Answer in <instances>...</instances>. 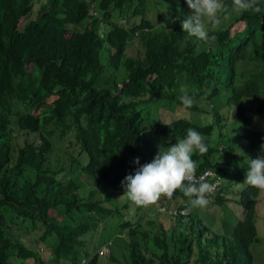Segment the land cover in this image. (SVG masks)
Here are the masks:
<instances>
[{
    "label": "trees",
    "instance_id": "16d2710c",
    "mask_svg": "<svg viewBox=\"0 0 264 264\" xmlns=\"http://www.w3.org/2000/svg\"><path fill=\"white\" fill-rule=\"evenodd\" d=\"M225 4L207 44L182 29L186 0H0V264H98L102 239L91 251L88 238L111 219L120 222L109 264H254L259 191L249 185L240 192L243 217L221 234L183 193L147 208L119 197L126 176L189 128L208 146L193 155L197 174L209 168L225 178L231 168L236 184L235 165L261 154L264 0L259 13ZM182 89L196 101L187 110ZM152 106L168 116L152 121ZM83 178L106 186L104 194L86 193ZM229 187L208 205L226 202Z\"/></svg>",
    "mask_w": 264,
    "mask_h": 264
},
{
    "label": "clouds",
    "instance_id": "9594fccd",
    "mask_svg": "<svg viewBox=\"0 0 264 264\" xmlns=\"http://www.w3.org/2000/svg\"><path fill=\"white\" fill-rule=\"evenodd\" d=\"M186 3L191 14L181 20L183 31L199 41L207 44L214 43L217 36L210 35V32H215L222 23L223 14L228 9L225 0H186ZM231 8L237 14L249 11L259 13L262 10L260 0H231ZM169 19L175 22L174 18ZM182 92L179 99L184 109L192 108L196 103L194 97L183 89ZM260 148L261 154L249 161L244 182L259 191V199L264 192V144ZM207 152L205 137L200 132L189 128L185 138L177 139V143L166 150L162 151L160 148L150 163L138 167L135 175L125 177L122 181V187L125 188L124 195L138 207L147 208L157 205L162 198L171 200L174 194L180 192L188 197L192 208L206 207L210 198L226 183L219 173L221 183L217 190L216 185L206 182L203 176L199 180L196 178L198 163L193 159V155L202 156ZM134 163L140 164L138 157ZM229 182L231 186L235 185L233 181Z\"/></svg>",
    "mask_w": 264,
    "mask_h": 264
},
{
    "label": "rangeland",
    "instance_id": "374dc122",
    "mask_svg": "<svg viewBox=\"0 0 264 264\" xmlns=\"http://www.w3.org/2000/svg\"><path fill=\"white\" fill-rule=\"evenodd\" d=\"M40 2L37 3V5H34V12L32 14H30V17L33 15H35L36 11L39 10L40 8ZM157 8H158V4H157ZM159 9L161 11V14L165 13L166 8H163L159 5ZM152 14L155 18V24H160L163 20L161 18V15H158L157 11L151 10ZM167 13V12H166ZM165 13V15H167ZM136 41L134 40L132 42V44L130 45V47L128 48V53L131 54L132 52H134L136 45ZM107 59L104 58V61H106ZM122 70H120V73H118L116 78H119V76H122ZM248 107L251 106V103H247ZM162 107H160L159 111L157 110L156 106H152V108L150 109V115H151V119L152 121H155L157 119V117L165 119V117L168 116V114L164 113L163 110L161 109ZM159 115V116H158ZM256 126L259 129H262L261 126L264 122V120L262 119V116L259 117L256 116ZM258 119V121H257ZM233 120L230 118L228 119L226 122L227 123H231ZM238 124V123H237ZM236 124V125H237ZM239 133H242V128L240 127V124H238ZM263 130H264V125L262 126ZM50 128H52L54 131L56 129L53 128V126H50ZM235 125L230 124L228 125V132L232 135L237 133V130L235 132ZM238 129V128H237ZM56 149H61L59 148V145L55 146ZM53 158V157H52ZM240 163H238L237 166L239 169V176L237 178L236 176V184L232 185L229 188H224L223 190V196L225 199H227L226 202H223L221 205H216V204H212V205H207L206 207L203 208L202 210H198L199 211V216L201 218H205V224L210 227V229L213 232H216L217 234H221L223 231L229 230L228 233H230L231 231L233 232L237 222L239 219H241L242 216V207L239 203V199H240V192L247 186L245 182L246 180V172L248 171V164H249V160L246 161H239ZM235 174L232 172V169L230 168L229 171H227V174L225 175L226 177L224 178L226 180V182H229L230 180H232L231 178L234 176ZM83 181H85L86 185L88 188H86V193L88 191V189H92V190H96L97 191V195L98 194H104V185L98 181L93 182L92 179H87V178H83ZM107 185V184H106ZM120 200L122 202H126L128 197L125 194V190H120ZM158 211H163L162 208H159ZM157 212V211H156ZM210 212V213H208ZM120 222L119 220L116 219H111L108 221V224L102 225V223H100L98 225V230L95 231L93 233V236L90 235V237L88 238L89 243L88 246L91 249V251L93 250V248L95 247L96 241L97 239L101 240V243L103 242V244L100 246V248L98 249V251L100 252L101 256L98 259L99 262L98 264H109L108 262V256L105 255L108 248H107V244L109 243L110 240H112V236L116 233L114 232V230L117 228L118 223ZM225 225V228H224ZM230 225V228H229ZM255 225H256V229H257V241L251 244L250 250L254 256V264H264V192H262V195H260V199L259 202L257 203L256 206V218H255ZM24 235V233L22 234ZM26 236V235H25ZM110 239V240H109ZM26 243H29L31 241V235H27L25 237L24 240ZM40 250L42 251V253L44 254L43 256L46 259H49V255L51 254V249L49 247H45V246H41ZM15 262H17V259H13ZM83 264L87 263V259L85 261H82ZM50 264H55L54 262H50Z\"/></svg>",
    "mask_w": 264,
    "mask_h": 264
},
{
    "label": "built area",
    "instance_id": "2783aa9c",
    "mask_svg": "<svg viewBox=\"0 0 264 264\" xmlns=\"http://www.w3.org/2000/svg\"><path fill=\"white\" fill-rule=\"evenodd\" d=\"M204 177L206 182L213 183L216 185V190L219 188L221 183V177L218 173H216L213 169H205L203 172L197 174L196 178L199 180L200 177ZM215 190V191H216ZM186 211L184 209L181 210V213L184 214Z\"/></svg>",
    "mask_w": 264,
    "mask_h": 264
}]
</instances>
